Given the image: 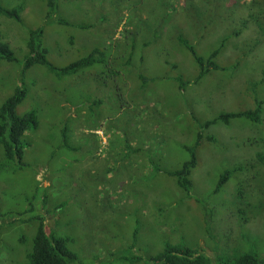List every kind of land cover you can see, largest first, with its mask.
<instances>
[{
    "label": "rangeland",
    "instance_id": "374dc122",
    "mask_svg": "<svg viewBox=\"0 0 264 264\" xmlns=\"http://www.w3.org/2000/svg\"><path fill=\"white\" fill-rule=\"evenodd\" d=\"M0 2L6 8L21 6V20L0 15V34L19 59L0 63V106L17 85H24L28 92L17 112L44 107L40 128L30 131L22 157H7L0 145V264L27 263L41 216L47 217L52 233L70 238L68 245L81 264H128L119 255L138 253L131 250L132 244L145 251L146 257L159 252L165 242L186 243L212 257L216 250L230 251L234 244L246 241L264 246V167L252 166L258 152L264 154V104L261 121L236 117L229 123L218 120L207 125L221 113L255 109L257 101L264 102V36L255 22L240 36L230 37L215 58L219 68H211L200 79L201 69L194 56L162 22L160 36L152 38L154 43L137 70L151 80L142 87L143 82L128 73L117 79L122 100L134 97L144 110L137 106L123 110L112 107L116 104L112 97L120 98L105 80L99 63L62 78L51 76L40 66L23 68L29 31L42 26L48 57L59 67L105 43L123 14L119 8H111L110 0H57L55 10H51L50 0ZM154 6L152 0L149 8ZM137 10L141 15L142 7ZM176 21L181 30H189V40L205 59L241 22L226 17L201 38L203 32L187 18L179 14ZM143 26L139 21V30ZM82 89L89 100L103 101L74 124L98 129L84 135L76 134L78 124L73 126L77 130L70 135L74 140L80 137L76 142L81 143V149L66 151L60 146L59 129L67 110L58 105L67 96L72 102L75 95L80 99ZM117 109L125 122L121 125L119 120L118 127V120L112 118ZM68 114L75 116V108ZM128 118L155 125V131L147 133L146 126L137 124L136 133L127 141L133 146L143 143L144 155L163 153L160 160L153 159L162 168H178L189 158L184 147L200 142L195 147L197 165L190 192L181 189L175 177L155 171L147 175L152 166L123 159L125 138L115 134L119 140L112 143L110 139L116 128L122 134L125 127L132 126ZM238 167L244 168L232 172L215 192L224 173ZM108 168L112 178L107 175ZM106 179L110 187L103 186ZM240 187L245 192L242 202L238 200ZM255 192L263 196L258 199L259 206H245ZM240 233L248 236L244 242Z\"/></svg>",
    "mask_w": 264,
    "mask_h": 264
},
{
    "label": "trees",
    "instance_id": "16d2710c",
    "mask_svg": "<svg viewBox=\"0 0 264 264\" xmlns=\"http://www.w3.org/2000/svg\"><path fill=\"white\" fill-rule=\"evenodd\" d=\"M56 1L57 0H50L49 5L51 10L56 9ZM114 1L110 0L109 4L111 8L114 10L119 8L123 14H121V19L117 22V25L114 27L112 33L109 34V38L105 43L96 45L87 56L66 66L59 67L56 66L48 57L49 50L43 41L45 28L42 26L38 29L29 31L27 52L23 57V68L26 70L31 67L40 66L46 68L49 73H52L51 76L62 78L71 74H76L87 67H91L99 63L100 65H103L104 70L102 73H105V80L111 84L115 94L120 98L118 99L115 96L112 97L111 102L113 104L116 103L112 107H121L125 110L126 108L137 106L140 108L139 111H143L144 105L141 101L139 102L138 99H134V97H132L133 100L131 99V101L126 99L122 100V94L117 88V79L128 73V76L133 75L138 81H142V87L146 86L145 83L151 80L149 77L137 70L139 65L141 67L145 62L148 49L154 43L152 38L156 35L160 36L161 31L159 32V30L162 28V22L167 23L168 26H170V29L174 30L173 38L187 48L194 56L201 69L198 79L202 78L208 71H210L211 68H219V66L215 63V58L220 53L221 49L225 47L226 42L229 41L232 35L240 36L242 31L249 26L251 21L256 23L258 30L264 36V0H155L156 6L153 7L154 9L149 8V4L152 0ZM139 7H142L141 15L138 14L137 10ZM20 11L21 6L6 8L0 2V15L3 14L8 17H14L17 20H21ZM179 14L184 18H187L191 23L198 27L197 29L203 32L201 38L205 35L204 32L207 33L208 29L213 27L212 25L216 26V24H219L226 17H233L234 19L241 20V22L237 29L233 30L232 33L223 38L220 46L211 53L209 58L205 59L198 54L195 44L189 40V37L187 36L189 30H181L180 26L177 24L176 20L178 19ZM156 19L157 23H155ZM139 21H141L144 25L142 29L140 28V30L138 28ZM18 60L19 59L15 55L10 44L5 41L0 34V63L2 61L10 63L17 62ZM205 64H207V66H205ZM179 80L180 85L183 87L184 82L181 78H179ZM27 92L28 89H26L24 85H17L14 93L10 95L0 106V145L4 147L6 156L9 158H13L16 154L19 157H22L24 149L27 147V142H29L27 136L30 131L40 128V110H43L44 107L42 108L41 106H38L21 114L17 112V107L24 100ZM81 92L82 95L80 99H77V96L79 97V95H75L76 98H74L75 101L73 102L70 101L69 96L64 97L61 102L58 101L60 102L58 106L61 110L62 108L67 110L66 118L63 119L62 128L59 129L60 146L62 145L65 147L63 150L66 151L69 150L77 152L81 149V143L76 142V140L80 137L76 136V140L73 138V135H75L73 133L77 130L73 126L78 124L79 130L76 134L81 133L84 135L95 129L93 128L95 126H88V124L86 126L83 123L81 124V122L74 124V122H76L77 119L81 121V117L88 115L90 110L99 108L100 105H98V103L101 104L103 101V98L102 100L95 99L91 101L85 97L87 93H84L83 89ZM65 103L67 105L62 106V104ZM263 104L264 102L257 101L255 109L221 113L213 121L208 122L207 125H210L218 120H221L224 123H229L231 119L236 117H249L253 120L261 121ZM59 107H56L55 110L61 111ZM72 107L76 110L75 116L68 114ZM114 112L116 113V117L112 118L118 120L116 127L120 126L119 120L122 121L121 125H125L123 114L119 113L118 109L114 110ZM52 117L53 116H50L49 119H52ZM129 121L131 122L130 119ZM143 122L141 123L140 120L136 123L132 121V126L125 127V133L121 132L122 134H120L118 132L119 129L116 128L117 133L112 135L110 141L113 143L119 140L115 137V134H119L122 138H125V141L122 143L123 147H125V157L123 159H126V161L130 160V163L133 162L134 164L146 165L147 167L148 165L152 166L153 170H146V172H148L147 175L155 171L161 173L164 172L172 177H175L177 185L181 189L190 192L194 185L192 173L197 165L195 147L200 142H196L192 147H184L189 152V158L178 168H162L157 165L158 163H154L153 159L158 158V160H160L164 156L163 153L157 151L156 153H150L148 155L146 153L148 157L145 159L146 155H144L143 152V143L138 141L137 145L133 146V142L129 143V140L127 141L129 136L136 133L135 131L138 128L137 124H140V126H146L144 128L148 130L147 133H150L151 129H154L153 131H155V125L147 126L144 125ZM133 124H136V126H133ZM97 129L98 128L95 130ZM56 133L57 134L55 136L58 137V131ZM71 133L73 134L72 137L70 135ZM84 138L85 137L82 139ZM143 140H146V138H143ZM262 142L264 143V140ZM263 155V153L258 152L255 164H252L255 169L259 166L264 167ZM258 158H260V163H257ZM123 159L121 158L122 161ZM243 168L244 167H238L230 172H225L216 186L215 192H218L221 189L224 182L231 177V174L236 172L238 169L242 170ZM108 169L107 175L109 178H112V176H110L111 168ZM110 183L111 182L106 179V183L103 186L108 184L110 187ZM241 188L242 187L238 189V200L242 202L245 192L240 191ZM257 190L258 189L255 191ZM109 191L110 190L108 189L106 190V192ZM259 198L263 199V196H259L255 192L251 198L248 197V201H245L244 205L256 209L259 206V203H257ZM238 200L236 193V201L238 202ZM46 221L47 217L45 218L41 216L39 218V226L37 233L33 238V247L28 253V261L26 264H81L78 254L68 245L70 238L52 233V230L48 229ZM137 234V230H135L133 234L134 238L137 237ZM241 235L244 242L248 236L245 234ZM134 241L136 242L137 240L135 239ZM242 245L243 243L234 244L233 247L230 248V251L224 249L222 251L216 250L217 253H215L214 257H212L205 253L202 249L192 247L186 243L173 244L171 242H165L159 252L146 257L143 255L145 251L136 247L135 244H132L131 250L137 249L138 253H135L132 256H127L123 253L119 255V258L125 260L128 264H264V246L259 247L256 244H250V242L247 241L243 246Z\"/></svg>",
    "mask_w": 264,
    "mask_h": 264
}]
</instances>
